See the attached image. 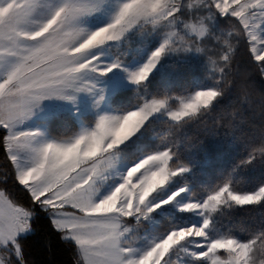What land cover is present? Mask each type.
I'll list each match as a JSON object with an SVG mask.
<instances>
[{
	"label": "snow or ice",
	"instance_id": "snow-or-ice-1",
	"mask_svg": "<svg viewBox=\"0 0 264 264\" xmlns=\"http://www.w3.org/2000/svg\"><path fill=\"white\" fill-rule=\"evenodd\" d=\"M138 34L152 39L114 58ZM212 40V84L149 92L172 53ZM241 47L264 76V0H0V151L34 206L0 190V264H26L35 206L75 264H264V227L241 239L217 223L226 209L264 206V182L241 193L222 173L201 192L188 182L199 162L148 135L158 121L214 113ZM250 103L242 89L241 108ZM257 162L264 129L236 172Z\"/></svg>",
	"mask_w": 264,
	"mask_h": 264
},
{
	"label": "trees",
	"instance_id": "trees-1",
	"mask_svg": "<svg viewBox=\"0 0 264 264\" xmlns=\"http://www.w3.org/2000/svg\"><path fill=\"white\" fill-rule=\"evenodd\" d=\"M227 34L228 26L222 25ZM222 44V41H221ZM217 42L212 40L200 45L202 51L175 52L167 59L164 74L153 82L149 92L165 91V85L173 88L172 96H187L194 86L213 83L212 64L209 57L217 59L219 49ZM255 61L250 60L248 52L241 47L235 54L231 65L229 80L234 81L232 91L227 93L216 111L209 114L199 123H188L183 126L169 127V123L156 122L149 128V138L155 141L154 147L164 144L173 146L174 151L182 155L191 154L199 162V166L189 175L188 182L209 190L221 183L223 174H236L233 187L238 192L253 190L264 182V165L257 162L254 166L236 172L235 165L245 152L259 141L264 129V76L254 67ZM247 89L250 104L241 108V90ZM133 104L138 102L137 95L132 94ZM243 114V119L237 114ZM57 135V132H53ZM0 190L16 202L26 207H34L28 196L13 179V170L0 151ZM225 232L230 231L241 239H246L252 232L264 227V206L253 205L226 209L217 221ZM26 264H75L74 249L60 239L53 229L48 217L35 206L32 221V232L22 241ZM6 261V253H0Z\"/></svg>",
	"mask_w": 264,
	"mask_h": 264
},
{
	"label": "rangeland",
	"instance_id": "rangeland-1",
	"mask_svg": "<svg viewBox=\"0 0 264 264\" xmlns=\"http://www.w3.org/2000/svg\"><path fill=\"white\" fill-rule=\"evenodd\" d=\"M148 39H152V37H147V38H144L143 40L139 34L132 37V39L124 45L123 49H113V53L115 54L114 58L116 55H119L120 58L122 59H128L129 58L128 52L140 48L142 44ZM60 130L62 131L63 129H60ZM198 190L201 192H205V193L208 191L206 190V188L204 189V187H199ZM0 260H2L1 256H0Z\"/></svg>",
	"mask_w": 264,
	"mask_h": 264
}]
</instances>
